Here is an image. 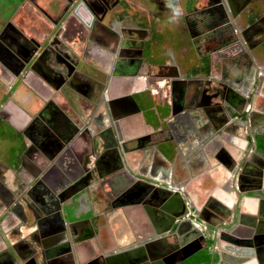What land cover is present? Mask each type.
<instances>
[{
	"label": "crops",
	"instance_id": "1",
	"mask_svg": "<svg viewBox=\"0 0 264 264\" xmlns=\"http://www.w3.org/2000/svg\"><path fill=\"white\" fill-rule=\"evenodd\" d=\"M75 3L76 0H21L9 19L0 14V22L10 21L12 28L21 31L23 39L33 37L40 41L48 36L51 27L45 20L33 21L37 15L43 19L44 15L53 19L75 16L64 29V41L51 46L43 59L49 71L48 81L36 74L44 83L43 95L27 94L23 87L9 95L10 88L0 83V99L8 96L6 103L0 100V107L1 111L6 110L7 118H3L10 124L13 114L30 120L40 114L43 125L44 116H53L54 120L68 121L79 129V138L67 147V156L73 163L71 169L66 163H55L62 151L48 159L36 142L22 140L25 149V143L34 148L30 156H25L22 168L27 175L37 171L22 190L15 185L16 178L9 170L16 169L11 154L16 145L5 140L9 147L0 157V164L8 166L1 168L0 173V264H174L184 252L204 247L210 249L209 253L214 251L213 264H258L254 243L260 240L247 232L250 229L244 218L256 217V224H264V156L253 149L252 139L257 136H251L264 133V106L257 103L264 101V56L254 52L261 43L248 48L227 1L222 0L227 21L208 33L217 34L210 39L217 48L209 52V74H188L187 64L178 63L176 52L173 62L156 59L152 63L159 66L148 76L147 72L144 74L147 86L140 80L126 89H150L149 105L142 107L141 113L123 112L125 118L114 122L113 108L117 105L122 110L124 105L119 100L126 96V91L120 87L111 90L110 85L102 83L84 66V55L75 44V22L80 19L76 12L79 4ZM180 6L186 17L194 12L182 0ZM87 23L85 28L92 38H85L87 42L93 43L97 35L103 42L115 33L121 53L124 21L103 19L98 28L91 21ZM10 31L13 39L15 30ZM51 37L53 40L56 35ZM236 43L242 52L221 55L222 48ZM73 78L77 88L68 85ZM151 80L156 85L149 83ZM213 82L221 83L227 90L220 88L226 92L225 101L212 98L211 106L219 104L217 107L224 111L213 116L222 117L231 105L241 106L240 113H247V122L233 120L235 128L231 130L239 128L242 134L209 133L212 125L200 109L207 112L204 102L213 94ZM195 113L203 116L201 120H190ZM257 118H262L263 124L258 126L259 131L249 134ZM0 122L19 133L1 117ZM179 124L192 127V133L179 135ZM115 126H129L135 131L121 130V137L109 135L112 147L105 151L107 140L103 133L113 132ZM94 143H98L96 154L91 151ZM82 156L91 161L88 169L80 163ZM39 161L44 164L38 165ZM69 170L78 177L72 190L60 182ZM29 191H36L37 195ZM208 202L221 213L207 207ZM146 236L157 243L145 245L142 238ZM227 237L246 245L224 243L223 238ZM260 252V263L264 264V248Z\"/></svg>",
	"mask_w": 264,
	"mask_h": 264
},
{
	"label": "flooded vegetation",
	"instance_id": "2",
	"mask_svg": "<svg viewBox=\"0 0 264 264\" xmlns=\"http://www.w3.org/2000/svg\"><path fill=\"white\" fill-rule=\"evenodd\" d=\"M129 1L130 0H82V3H79V8L77 9L76 12L78 17L83 23H87V22L90 23L91 21L93 22V24L95 23V27L98 28V26H100L101 24L100 22L103 19H110L111 21L116 23L117 22L119 23V21L125 22L124 27L126 29H123L122 31L123 42H122L121 53L119 50V36L117 34L115 33L109 34L110 37L107 36L108 38L103 42L101 41V38L100 39L98 38V35L95 36V38L93 37L94 40L93 43L95 42L96 44L102 45L104 47L103 49H99L97 45L91 42H87V40H85V38L86 39H92V38L89 36L86 28H84L85 31L87 32L85 34L83 32L81 38L85 41L83 42L80 41L77 44V47H79V49L82 51V54L84 55V60H83L85 62L84 66L88 67V69H90V71H92V73L97 76V79L102 80L103 81L102 83L106 85L107 84L110 85L111 90L116 89V87H120V89H125L126 91L128 87L130 88L131 86L138 84L140 80L142 81L144 80L143 81L145 82L144 86H147L148 73L151 72L156 66H159V64L158 65L154 64L156 63L155 61H157L158 59L159 61L160 59H169L173 62L174 61L173 55L176 54L175 52L177 50H181V49H184L183 50L184 52L179 61L180 64L183 63L187 64L186 69L188 70V74L192 76L201 74V73L192 74L189 71L195 67L200 68L205 63L206 59L209 60V66L211 69L212 61L211 59L208 58L209 52L215 51V48L217 47L216 45L211 43L210 39H212L217 34L212 33L211 35H208V33L211 31L213 32L215 29H217L216 26H218V24L227 21L226 14L222 6L223 5L222 0H189L188 5L192 7L194 12L188 13L187 17L183 13V15L179 18V21L176 22L179 25L171 21L172 25H170V28L167 29L171 33L173 32L176 35H178V37L176 36L178 41V43L176 44L178 45L177 46L178 49L176 50L173 44L172 47H170L169 44H166L167 46L165 44H162L165 45V47L160 45L164 41V38L160 37V35L163 33L164 30L163 28L164 24L161 23L160 15L156 14L158 17H156L157 20H155L152 17V13L150 10H148L146 14L136 13L135 11L132 12L133 8H131V6L129 5ZM226 1L229 8L231 9V13L235 19V22L242 29L240 35L243 36L248 48L253 49L255 46H258L259 43H261L260 48H258L254 52L256 55L264 56V0H226ZM178 2L179 4H181V0H178ZM183 2L185 3L186 1ZM75 5H77V3H75ZM75 5L73 6V9ZM196 5L197 7L199 5V7L197 8ZM154 6H159L160 10H162L160 14L165 16L164 11L162 9V7L164 6L163 2H160L159 0H155ZM146 7L149 8L150 6L148 7L146 5ZM197 15L202 16L201 17L202 19L201 18L197 19L196 18ZM69 17L70 15L68 17H65L64 20H67ZM94 17L95 18L97 17L96 19H98L100 22H98V20L96 19H93ZM72 18L74 19L75 16L72 15V17H70L69 19ZM156 26H158V28L161 29L158 30ZM7 29L5 31V34L10 35L9 34L10 31ZM57 31L58 30H56V32L54 33L56 37L52 40L51 46H55V44L57 45V43L60 44V42L64 41L65 38L64 35L66 34L65 30L64 31L59 30L58 33ZM256 36L257 39H254ZM28 40H26L25 38L23 39V37H19L18 35V37L14 41L16 42L17 50L26 59H28L33 54V50L37 48V46H35L31 41V38H29ZM51 46L49 48H51ZM231 46L232 45L228 46V50L225 49L224 51H221V55L234 56L238 52H242L239 48V45H237V43L234 44L232 47ZM85 56L87 59H85ZM43 59L44 58L40 60H36L37 62L35 68L33 69L34 71L32 70V72L26 74L24 79L25 85H20L16 79L9 80L10 83H12L13 85V87L10 88L11 90L10 95L16 92V90H18L19 87L25 88L26 93L28 92L31 95H33V93L38 94L39 92H41V94L43 95V91H45V89H43L44 83L39 78L36 77L37 74L38 77L43 76L44 79L48 81L49 71L46 70L43 64ZM90 59L91 61L89 62L88 60ZM151 59L154 60V63L151 62ZM94 61L97 63L96 65L97 67L95 66L96 63L95 64L93 63ZM232 63L233 65H238V63L237 64H235V62ZM228 65H229L228 67L232 69L233 65L231 63H229ZM146 72H147L146 74L147 76L144 75ZM138 74L141 76H138ZM75 81L76 80L74 78L72 80L70 79L68 85L72 86L73 88H77L75 85L77 84V82ZM151 82L153 85H156L152 80L149 81V83ZM0 83L2 84L1 81ZM210 85L213 86V88L210 89V93L213 94H211L209 98H206L204 102L207 107L206 108L207 112L203 109H200L202 115L203 113L206 115L208 119L207 122H209L210 125H212V128L209 126L211 128L210 129L211 131L209 133L212 134V131H221L223 133L224 132L234 133L235 131H237V133L242 134V130H239V128L231 130V128H235L231 122L233 120H239L240 122L246 123L248 118L247 113L246 112L240 113V111L242 110L241 106L231 105V108L229 107L228 111L225 110L227 112H225V114H223L222 117H220L219 115L218 116L216 115L217 117H214L213 115L215 113L222 114L224 113V111H221L220 108L217 107V105L219 104L217 105L214 104L215 106H211L213 104L212 98L219 97L220 100L225 101L227 95L226 92H223L226 89L221 83L213 82ZM220 88H223V91L220 90ZM145 89L146 88L138 91H142L143 92L142 94H145L146 100H148V97L151 96V90L149 89L148 91H144ZM126 92L132 93L131 90L130 91L127 90ZM113 95L115 96V94ZM133 96L135 100L138 102L139 108L142 111L140 104L143 103L144 101L140 100V94L134 93ZM261 100H259V102L257 103L258 106L262 108L264 106V101ZM7 101H8V97L5 98L3 104L6 103ZM123 105L124 106H122L123 107L122 110L117 105L115 106V108H113L114 109L113 115H115L117 118L116 121L125 118V116H123V112L129 111L132 114H137L134 112V109L128 103L127 104L123 103ZM5 107L7 109L8 106ZM173 111L175 110L173 109ZM157 113L158 112L156 111V114ZM1 115L3 117H6L7 115L6 110H2ZM202 115L195 113V115L193 116L194 118L191 117L190 120L199 121L203 117ZM44 117L46 119V125L40 123L41 121L39 120V118L38 121L36 122L28 118L25 119L19 114L18 115L13 114V117L9 118V120L11 121L12 124L10 125L17 129V130L14 129V131L19 132L18 134L21 136L24 142H25V138H27L31 142L33 141L32 143L36 142L38 144V147L41 150H43L46 153V155H48L47 156L48 159H50L52 157V154L55 153V148L58 146V142L57 141H56L57 143L55 142V139H57L58 137L57 136L53 137L55 133L50 131L52 135L51 136L49 130L46 132V128L52 130L53 129L57 130L59 128L60 130L61 129L64 130L61 124L63 120L56 119L57 120L56 121L53 119V116L50 117L44 116ZM262 120H263L262 118L256 119L254 124H252L253 125L252 130L249 131V134L252 132L259 131L258 126L263 124ZM120 127L121 129L118 126H115L114 127L115 130L113 132L109 130L107 131V133H103V136L107 140V141L104 140L106 141L104 148H107L105 151H108V149L112 147L110 144L111 141L108 140V137H110L109 135L112 136V134L113 135L117 134L121 137L122 132L127 133L129 131L130 132L135 131L133 127L124 126V128L125 127L128 128L127 130L125 128V131L123 130L124 128L122 129V126ZM177 128L179 135H184L186 131L187 134L192 133L191 131L192 127L190 126L187 128V126L183 124H179ZM233 135H235V133ZM262 136H264V134H261L260 136H257L254 139H252L253 149L256 148L257 146V138ZM246 137L251 138L250 135L248 134H246ZM12 143H14V145H17L16 141H12ZM25 144L27 149V143ZM96 144L98 143H94V147L92 151L95 150L94 148L97 149V146L95 147ZM113 144L116 143L113 142ZM193 145L194 143L192 144V146ZM26 149L24 151H26ZM29 150L26 156H28V154L30 156V152L31 153L34 152V148L31 146V144ZM81 161L82 159H80V162ZM94 162H96L95 159ZM197 162H199V160H197ZM40 163L41 162L39 161L38 165H40ZM61 163L64 164L66 163V166H69L70 169L73 166L71 158H69V156L67 155L62 158ZM41 164H44V162H42ZM22 165H24V163L21 164L19 158V164L16 167V169L13 170V168H9V170L13 172V175L16 178V182L14 183L15 185H17V187L20 188L19 190H22V188L26 186V184L30 183L34 179L37 173V171H33L30 172L31 174L27 175L23 170ZM5 167L8 168V166L6 165ZM5 167L4 164L2 163L0 164V173H2L1 168H5ZM20 176L23 178L22 181L17 179ZM30 193L37 195L36 191H31V192L29 191V194ZM206 206L209 208L211 207L214 209L215 208L218 209L215 205L210 204V202H208ZM216 211L221 213L220 209ZM210 264H213V261H211Z\"/></svg>",
	"mask_w": 264,
	"mask_h": 264
},
{
	"label": "water",
	"instance_id": "3",
	"mask_svg": "<svg viewBox=\"0 0 264 264\" xmlns=\"http://www.w3.org/2000/svg\"><path fill=\"white\" fill-rule=\"evenodd\" d=\"M76 3H78V4L82 3V0L81 1H77L76 0ZM36 17H37V20H40V21L45 20L50 25L51 29H50V31L48 33V36L45 37L42 41L37 40V39H35L33 37H30L31 41L33 42V44L35 46H37V48H35L33 50V54L28 59H26L22 54H20V52L17 50L16 42H14V40L18 37V35H19V37H22L21 33H19L21 31L19 29L12 28L10 21L1 22L0 23V25H1L0 27H2V30L0 31V81L3 84H5L6 86H8L9 88L13 87L12 83H10V81H9L10 79H16L17 82H19L20 85H25V83H24L25 76H26L27 73L32 72V70L35 68L36 62H37L36 60H40V59L44 58L46 56V54L48 53L49 47L51 46V42H52V39H51L52 37L51 36H54V33L56 32V30L59 31V30L66 29V25L71 20L69 18L72 17V15L67 20H64L65 19L64 15H60L59 17H57V19H53L49 15H44V19L42 18V15H37ZM96 18L94 17L93 19H96ZM96 20H98V19H96ZM98 22H100V21L98 20ZM75 24H76V28H78V29H76L77 30L76 34L78 36L75 38V42L76 43L80 42V41L83 42L84 40L81 38V36L83 35L82 34L83 32H84V34L86 33V31L84 29L85 28L84 26L87 27L89 25H88V23L84 24L83 22H81L80 19L78 21H76ZM94 25H95V23H94ZM7 28H9V29H7ZM6 29L9 30V31H10V29L12 31L15 30L14 33L12 32L14 34L15 38L13 37V39H12V36H10L8 34H5ZM82 30H84V31H82ZM53 38H55V37H53ZM226 46H227L226 48H222L221 50H223V51L225 49L228 50V46L229 45H226ZM52 72H54V71L52 70ZM56 87L57 86H55V88ZM144 91H146V90H144ZM134 93L140 94V100L144 101V102L145 101L147 102L146 96H145V94H142L143 93L142 91L132 92V93L126 92V96L123 97L122 99H120L119 102H121L122 105H123V103H125V104L128 103L134 109L135 113H141V110L139 108L138 102L135 100V98L133 96ZM38 95L40 96L39 93H38ZM6 97H8V96L5 95V96L2 97V103H3V101L5 100ZM41 99L45 100V98L42 97V95H41ZM1 108L2 107H0V117L8 125H10V123L7 122L3 118V116L1 115ZM170 112L172 114V110H170ZM39 116H40V114H36L35 117H34V121L37 122ZM113 119H114V121H116L117 118H116L115 115H113ZM61 124H62V127L64 128V130L63 129L60 130L58 128L57 130L53 129L54 130L53 131L52 129H49V128L47 129L46 128V132L48 130H49V132L52 131V132L55 133V135H53V137H56V136L58 137L57 139H55V142L56 141L58 142V146L55 148L56 155H58L59 151H62V155L59 156L57 158L58 161L55 162L56 164L57 163L61 164L62 158L65 155L70 153L69 149L67 147L71 146L70 144L73 142V140L78 137L77 133H78V130H79L76 126L72 125L68 121L66 123L64 121H62ZM13 129L17 130L15 127H13ZM261 134H264V133H262V132L261 133L260 132L259 133H252L251 136L255 137V136H259ZM50 135H51V132H50ZM28 148L30 149V145L27 144L26 151H24L22 153L21 157H20L21 164L24 163V161H25V156H26V154H27V152L29 150ZM92 152H93V154H96L97 149L95 148V150H93ZM90 155H92L91 152H90ZM81 159H82V161L80 163H81L83 169H88V166H89L88 164L90 163V165H91V161L89 160V158L85 157V156H82ZM93 164H95L94 161H93ZM70 171H72V170H69V171L66 172V177H64V176L60 177V182H62V183L64 182L65 183V188H67V190H72L71 188L73 186V182H75L76 179L78 178L77 176H72L70 174ZM80 171H81V168L79 169V174L81 173ZM244 219L246 220V221H244V224L246 226H248L249 229H250L247 232L254 233L256 241L260 240V242L258 244L254 243L256 245V246L254 245V247H255L254 248L255 249L254 250V254H255L254 258H255V260L258 261V264H262V263H260V254H261L260 251H262V248H264V224H256V217L244 218ZM142 239L144 241V244L148 245V246L157 243V242L154 241L155 239H152L151 236H146V237H143ZM223 239H224L223 242L227 243V244L237 245V243H238L234 239H231V238H228V237L227 238H223ZM137 240H139V239H137ZM153 242H155V243H153ZM238 244L246 245V242L245 243H241L240 242ZM198 250L199 249H194V250H190V251L184 252L183 254H181V256L177 259V261L174 264L183 263L188 258H190L192 255H194ZM210 254L212 256L211 257V260H212L213 259V255H214V251H211ZM157 264H160V263L157 262Z\"/></svg>",
	"mask_w": 264,
	"mask_h": 264
},
{
	"label": "rangeland",
	"instance_id": "4",
	"mask_svg": "<svg viewBox=\"0 0 264 264\" xmlns=\"http://www.w3.org/2000/svg\"><path fill=\"white\" fill-rule=\"evenodd\" d=\"M20 1L21 0H0V14H1V17L3 16L6 19H9V17L12 16L13 10L20 3ZM159 1L160 2H163V5L164 6L162 7V9L164 11L165 16H163V15L160 14L162 10H160L159 6H154L155 0H130L129 1V5L131 6V8H133V11L132 12L135 11L136 13L146 14L147 11L150 10L151 13H152V17L155 20H157L156 17H158L156 14L160 15L161 23L164 24L163 25L164 30H163V33L160 35V37L161 38H164V41H165V42L163 41L160 45H162V44H165V45L166 44H169V46L172 47V44H173V46H174V48L176 50V49H178L177 48L178 45H176L178 43L176 36L178 37V35H176L173 32L171 33L169 30H167L168 28H170V25H172V22H171L172 21L171 20V16H172L171 10L167 7V0H159ZM182 1H186L184 3L185 6H187L188 3H189V0H182ZM146 5L148 7L149 6L150 7L147 8ZM34 20H37V18H34L33 21ZM153 22H154V20H153ZM176 24L179 25L178 23H176ZM33 26H31V27H33ZM156 27H157L158 30L161 29V28L159 29L158 26H156ZM171 27H173V26H171ZM1 28L2 27H0V30H1ZM168 40H170V41H168ZM77 43H75V44L77 45ZM165 45H162V46L165 47ZM163 50H164V48H163ZM163 50H161V51H163ZM183 50L184 49H181V50H177L176 51V53H178L177 54L178 56L177 55L176 56L179 57V60L181 59V57L183 55V52H184ZM7 147H9V142L8 141H5V140H0V157L2 156L1 155L2 153L5 155V150L7 149Z\"/></svg>",
	"mask_w": 264,
	"mask_h": 264
},
{
	"label": "trees",
	"instance_id": "5",
	"mask_svg": "<svg viewBox=\"0 0 264 264\" xmlns=\"http://www.w3.org/2000/svg\"><path fill=\"white\" fill-rule=\"evenodd\" d=\"M188 10H191V8H189ZM152 59L151 62H154V60ZM189 72H191L192 74L202 73L203 75H208L210 72L209 60L206 59L205 63L200 68L199 67L192 68ZM143 103L140 104L141 108L142 107L144 108L145 106L147 107V105H149L148 100L147 102L145 101ZM0 138L4 140L17 142V145L12 150V156H13L12 165L13 167H17L19 164V158L25 149L21 136L18 133H15L7 129L6 127L2 126L0 122ZM256 150L257 152H259L261 155L264 156V136L257 138ZM211 261H214V257L211 260V254L209 253L208 247H204L203 249L196 252L194 255H192L190 258H188L186 261H184L181 264H210Z\"/></svg>",
	"mask_w": 264,
	"mask_h": 264
},
{
	"label": "clouds",
	"instance_id": "6",
	"mask_svg": "<svg viewBox=\"0 0 264 264\" xmlns=\"http://www.w3.org/2000/svg\"><path fill=\"white\" fill-rule=\"evenodd\" d=\"M167 7L171 10V19L173 22H178L183 15V8L180 6L178 0H167Z\"/></svg>",
	"mask_w": 264,
	"mask_h": 264
}]
</instances>
